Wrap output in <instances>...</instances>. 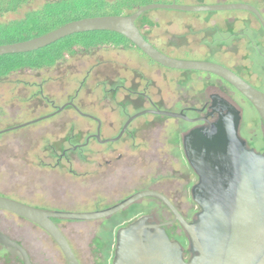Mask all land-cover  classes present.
<instances>
[{
	"label": "rangeland",
	"instance_id": "374dc122",
	"mask_svg": "<svg viewBox=\"0 0 264 264\" xmlns=\"http://www.w3.org/2000/svg\"><path fill=\"white\" fill-rule=\"evenodd\" d=\"M259 1L263 0H149L146 5L176 3L180 6H211L220 3H245L260 11L261 8L264 9V3ZM37 6L38 3H35L19 15L8 14L0 20L19 18ZM229 18L240 20L237 23L240 27L233 28L228 22ZM241 22L247 24L248 34L254 35L264 48L262 26L249 12L242 10L183 12L158 9L145 13L138 24L140 27L146 25L144 30L151 40L173 58L202 60L212 57L228 68H232L233 61L226 54L236 58L238 62L234 68L251 75L245 77L246 80L264 92V76L258 71L261 70L258 64H262V61L258 59V69L254 64L250 65L244 61L245 55L249 54L244 40L223 41L220 37L222 34L226 38L232 29L244 32ZM136 75L149 76L151 80H154V76L164 79L183 77L192 80L189 82L191 88L197 87L208 77L195 72L167 71L152 63L131 45L106 44L89 49L77 48L75 54L68 56L66 61L52 70L37 73L22 71L0 81V193L26 204L32 202L45 205L49 199L54 206L64 209L74 206L73 204L77 205L76 208L90 209L94 201L103 199L114 191L123 190L127 185L125 178L109 181L104 177L105 180H101V173L106 175L113 171L107 165L100 167L98 162L111 160L116 163L120 155L123 156L121 162L128 159V131L122 138V143L102 145L92 140L84 151L69 153L71 157H85L88 160L87 163L76 162L73 174L85 176L75 178L65 164L52 169L40 163L43 160L51 162L53 151L54 154L61 155L71 144L84 143L90 134L95 133L96 125L93 122L79 117L74 108L67 107L50 119L19 126L51 114L73 101L82 112L94 114L102 120V139L117 137L128 119V107L131 106L128 99V78L132 80ZM25 81L29 84L43 82V96H40L38 90L27 88L23 83ZM163 86V97L167 102L171 99L168 98L171 90L166 83ZM233 98L243 109L241 133L245 137L256 134L261 140L263 131L256 110L240 95L234 94ZM46 99L50 102L49 105ZM52 102L54 106H51ZM145 121L144 119L138 125L147 123ZM260 146L258 144L259 148ZM123 173L128 179V174L125 171ZM127 195L125 193L124 197ZM119 197L121 196L116 198ZM111 199L115 200L113 196ZM15 221L21 226L25 243L28 245L30 242V248L40 264H67L64 256L41 231L31 228L22 220ZM99 224L69 223L65 226L75 249L80 252L86 264H96L88 246L95 233L100 231Z\"/></svg>",
	"mask_w": 264,
	"mask_h": 264
},
{
	"label": "flooded vegetation",
	"instance_id": "af4514ba",
	"mask_svg": "<svg viewBox=\"0 0 264 264\" xmlns=\"http://www.w3.org/2000/svg\"><path fill=\"white\" fill-rule=\"evenodd\" d=\"M259 2L264 3V0ZM259 12L264 17V9L261 8ZM249 14L255 17L259 22L258 18L254 14L250 12ZM140 18L137 20L136 25L143 37L160 52L173 58L156 43L150 41V36L144 30L146 25L144 27H140L138 24ZM239 21L240 20L236 21L231 18L228 19L229 24L232 25L233 28L235 26L240 27L237 25ZM241 23L243 25L241 27L244 32H239L240 30L236 31L232 29V32L229 36L223 38V35L220 34V37L223 39V41L230 39H235L238 41L244 40L247 46L246 49L249 53L247 56L245 55L244 61L250 65L254 64L256 68L259 60L262 61V64H258L261 67V70L258 68L257 69L264 76V48L260 46L254 35L250 36V34H248L249 30L247 24L244 22ZM245 29L247 30L246 32ZM221 44L224 45L225 43ZM131 46H133L137 51H139L141 55H144L161 69L171 72H195L206 74L208 77L204 79L200 85L197 87L193 86L192 88L189 83L192 80H186L183 77H166L164 79L163 77L154 76V80H151V77L149 76L136 75L133 76L132 80L128 78V99L129 105L131 106L128 107V119L125 122L121 132L123 131L127 122L128 127L122 137L118 141L113 142L106 141L117 138L121 132L117 137H113L111 139H102L101 134L103 130V122L100 120V118L94 114L82 112L74 105L73 101L65 104L64 106L74 108V111L79 117L93 122L96 125L95 133L90 134L84 143L71 144V146L63 150L61 155H56V153L54 154L53 151L51 154V162L46 163L43 160L40 163L52 169L65 164V166H67L71 171L72 176L75 178L83 177L85 175L73 174L74 165L77 161L87 163V158L71 157L69 156V153L84 151L90 145L92 140H95L102 145L122 143V138L128 131V159L124 162H121L123 156L120 155L116 159V163H113L111 160H106L105 162L100 163L98 162L100 167L107 165L110 167L111 171H113L111 173H107V176L105 174H103V176L101 173V180H105L104 177L109 181H114L116 178H125L127 180V185L125 184L124 189L121 191H114L111 194L106 195L103 199L94 201V203L91 204L92 207L90 209L76 208L77 205L73 204V202L71 203V206L72 204L74 206L64 209L61 206H54L52 201L49 199L46 201L45 205L32 202H30V204H26L24 201L13 200L7 195L0 193V197L2 198H6L50 213L101 212L111 209L123 203L127 199L129 202V200L134 196L149 192L152 193L137 198L136 200L128 203V206L124 209L104 218L93 220H72L51 217L50 220L66 238L79 264L86 263L80 252L75 249L73 241L69 237V234L65 228L66 224L68 225L69 223H100L98 225L100 231L95 233V236L91 239L88 246L91 257L93 260L95 258L96 264H115L120 230L127 226L129 227L141 220H144L146 225L161 226L169 240L180 245L185 261L189 262L193 256L196 255V252H194L192 249L189 236L180 220L182 219L187 224H193L197 221L198 214L202 211L194 197V189L199 183V177L188 157L185 138L198 128H207L210 124L217 123L221 116L226 113L225 110H228L226 104L232 105L240 112L241 122L239 126V137L246 144L247 149L252 150L257 154L264 155V122L251 102L228 81L208 72L177 70L164 67L150 59L134 44ZM253 54L256 57H254ZM226 55L233 61L231 64L232 68H228L219 64L215 61V58L212 57H205L202 60L186 61L208 62L223 66L232 71L251 87L262 92L261 90L254 87L248 80H246L245 77L251 75H248L247 73L245 74L240 69L234 68V65H236L238 60L228 54ZM165 83L166 86H168V88L171 90V95L168 96V98L171 99L167 102L163 97V85ZM234 94L240 95L253 110H256L261 120L260 126L263 131V138L261 139L262 141L257 138L256 134L245 137V135L241 133L243 117L241 110L243 109L234 101ZM52 106H54L53 102ZM58 109H56L53 113L40 118L51 116L47 118L50 119L55 117L59 114L56 113ZM164 113L181 115V117H173ZM141 119H145V122L147 123L141 124L139 126L138 124L143 121ZM70 143H72V140H70ZM258 144H261L260 148L258 147ZM123 170L126 174H128V179L123 173ZM125 193L128 195L124 197ZM119 195L121 197L116 198ZM111 196L116 199H111ZM176 214L180 219H177ZM15 219L22 220L31 228L41 231L52 241V243L64 256L57 242L39 224L15 213L0 209V264H24L21 253L12 245L6 243L9 241L20 245L27 252L32 264H40L36 258L35 252L30 248V242L28 245L25 243V234ZM29 240H31V236Z\"/></svg>",
	"mask_w": 264,
	"mask_h": 264
},
{
	"label": "water",
	"instance_id": "95a60500",
	"mask_svg": "<svg viewBox=\"0 0 264 264\" xmlns=\"http://www.w3.org/2000/svg\"><path fill=\"white\" fill-rule=\"evenodd\" d=\"M158 9L183 12L242 10L254 14L264 29V17L255 7L245 3L211 6L149 4L131 15L84 18L36 38L2 45L0 57L39 51L77 34L114 32L124 36L150 59L164 67L208 72L225 79L251 102L264 122V93L223 66L171 58L143 37L136 25L137 20L145 13ZM226 105L228 110H225L226 113L217 123L210 124L207 128H198L185 138L188 157L199 177L194 197L202 211L193 224L185 223L176 215L181 220L196 255L189 262L185 261L180 245L171 242L161 226L146 225L141 220L120 230L115 264H264V155L247 149L239 137L240 112L232 105ZM66 107H61L56 113L62 112ZM164 114L181 117L172 113ZM49 117L51 116L19 127L35 124ZM127 127L128 122L117 138L106 142L118 141ZM146 194L152 193L134 196L129 202L127 199L111 209L94 213H50L2 197L0 209L39 224L57 242L68 264H79L66 238L50 218H104ZM6 243L21 253L24 264H32L20 245L11 241Z\"/></svg>",
	"mask_w": 264,
	"mask_h": 264
},
{
	"label": "trees",
	"instance_id": "16d2710c",
	"mask_svg": "<svg viewBox=\"0 0 264 264\" xmlns=\"http://www.w3.org/2000/svg\"><path fill=\"white\" fill-rule=\"evenodd\" d=\"M39 1L0 0V19L8 14L19 15L35 3L39 5L32 10L29 9L19 18L0 20V46L42 36L84 18L131 15L145 6L149 0H46L42 3ZM106 44L132 45L124 36L114 32L99 31L73 35L39 51L1 56L0 81L22 71L37 73L52 70L66 61L68 56L75 54L77 48L89 49ZM23 83L27 88L38 90L40 96H43V82ZM47 104L50 102L47 101Z\"/></svg>",
	"mask_w": 264,
	"mask_h": 264
}]
</instances>
